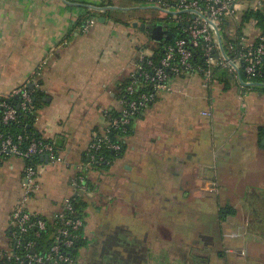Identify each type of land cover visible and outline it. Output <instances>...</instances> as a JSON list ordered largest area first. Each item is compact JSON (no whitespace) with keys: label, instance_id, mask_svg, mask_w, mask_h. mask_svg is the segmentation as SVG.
I'll list each match as a JSON object with an SVG mask.
<instances>
[{"label":"crops","instance_id":"1","mask_svg":"<svg viewBox=\"0 0 264 264\" xmlns=\"http://www.w3.org/2000/svg\"><path fill=\"white\" fill-rule=\"evenodd\" d=\"M101 2L0 0V101L29 81L39 85L49 102L34 128L64 159L41 158L28 209L55 218L83 171L86 225L73 264H116V255L119 264H179L176 254L189 253V242L209 256L204 264H264V88L245 89L222 75L211 89L197 74L173 79V90L160 92L135 118L122 154L107 165L93 163L91 143L109 113L122 110L123 83L159 45L140 26L109 17V8L127 10L118 0ZM86 7L99 12L89 29L80 23ZM26 166L18 155L0 156V250L13 247L11 212ZM203 205L215 206L220 241L181 226ZM110 235L121 240L107 248ZM173 238L182 247L170 245Z\"/></svg>","mask_w":264,"mask_h":264},{"label":"built area","instance_id":"2","mask_svg":"<svg viewBox=\"0 0 264 264\" xmlns=\"http://www.w3.org/2000/svg\"><path fill=\"white\" fill-rule=\"evenodd\" d=\"M152 8L162 9L169 14L177 29V39L166 44L164 56L159 65L153 61L154 55H142L137 70L126 87L129 96L121 95L123 105L121 115L109 119L104 133L91 143L89 157L93 163L105 160L101 154L104 149L116 152L122 150L119 141H113L110 133L128 126L137 113L154 103L160 92L172 91L173 79L193 76L202 77V86L211 89L219 80V70L225 71L239 81L245 89H252L256 77L262 75L264 64V0H146ZM254 10L259 16L242 21L246 12ZM104 11V9H103ZM97 18L88 17L85 29L93 27ZM180 32L181 36L178 35ZM198 58V59H197ZM197 60V61H196ZM47 60H44L46 63ZM147 66L150 69H147ZM245 75L247 80L243 81ZM149 85L153 91H140L138 88ZM140 91V92H139ZM138 92V93H137ZM21 95L25 108L31 102L26 86L17 89L12 95H3L0 107L3 121L9 123L17 119V110L7 99ZM210 111L202 115L211 116ZM125 130V129H124ZM29 138V144L22 146ZM18 155L26 161L34 157H46L50 163L64 161L56 145L41 137H27L23 133L14 135L0 131V156ZM27 161L26 182L22 196L11 212L10 237L13 247L0 250L2 264H73L76 242L83 238L86 219L76 209V197L88 191L87 175L80 171L73 179L75 194L64 200L61 211L55 218L60 226L53 234V241L45 251L37 252L40 238L48 229V221L30 211L27 203L39 187L38 164ZM29 235V237H27Z\"/></svg>","mask_w":264,"mask_h":264},{"label":"trees","instance_id":"3","mask_svg":"<svg viewBox=\"0 0 264 264\" xmlns=\"http://www.w3.org/2000/svg\"><path fill=\"white\" fill-rule=\"evenodd\" d=\"M133 1H137V0H133ZM139 1H141V0H139ZM143 1H146V0H143ZM108 5H112V0H102L101 6H108ZM86 10H87L86 13L88 14V16L97 18V16H98L97 13H99L98 11L90 9L89 7H86ZM105 11L108 12L109 17H111L114 22L125 23L127 25L130 24L128 21L130 16H126L125 12H120L123 10L115 11V10L109 8ZM121 14H123V15H121ZM108 15H105V17H107ZM88 16L87 15L83 16L80 20V23L83 24L84 21L88 18ZM254 16H256V17L259 16V12H256L254 10H250V11L246 12L245 15L243 16V19H242L243 23L248 21L250 18H252ZM142 21L147 22V20H145L143 18H142ZM166 22H172L173 26H174L173 29L174 30L177 29V25L175 26L176 23L174 21L166 20ZM178 35L181 36L180 32H178ZM171 42L172 41L165 40L164 42L159 43V45L157 46L155 53H154V57H153V61L155 62L156 65H159L160 59L164 56L165 45L169 44ZM145 67L147 69H150L147 66H145ZM218 73H219L220 77L222 75V77L225 80H230V75L227 74L225 71L219 70ZM131 79H132V77H130L125 83H123L120 96L121 95L129 96L126 93V87L130 83ZM242 80L243 81L247 80V77L245 75H243ZM255 82L256 83L253 86V89L264 88V64H263V68H262V75L256 77ZM24 86H26V88L30 92L31 102L24 108L22 106L24 99L21 95L16 94V95H13L12 97H10L9 99H7L8 103L11 104L13 107H15V109L17 110V119L14 121H11L9 123H4V121H3V109H2V107H0V131L10 132L14 135H17L19 133H23L27 137H30V138L35 137V138L40 139L42 137V135L37 130H35L34 122L36 120L38 110L41 109L46 104H48L49 97L47 96V94L44 91L41 90L39 85L34 83V81H29ZM138 89L140 91H145V92L153 91L152 87L149 85H145L142 88L139 87ZM140 112L135 115V117L132 119V122L128 126L124 127L121 130L113 129L111 131V133H110L111 139L113 141H119L122 144V150L119 152H116V151L111 150V149L102 150L101 154L104 156L105 160L103 162H101V165H107L108 161H111L115 157H119L122 154V152L124 150V146H125L123 140H124L125 136L130 133L132 123L135 120V118L140 115ZM109 115H110L109 119H113L115 117H119L121 115V112L112 111L109 113ZM28 144H29V138H26L25 140H23L22 146L26 147ZM27 161L30 162L31 160H27ZM40 161H41V156H37V157H34L31 162L38 164V163H40ZM97 164H99V163H97ZM83 198H84L83 195H80V194L77 195V197H76V209L78 210V213L81 216L85 217V212L83 209L85 206V202H84ZM41 217H43V216H41ZM43 218L48 221V229H47V232L42 237V239L40 238V245H39V247L36 248L37 252L45 251L47 249V247L53 241L52 236H53L54 232L60 226V222L57 218H53V219H48L46 217H43ZM9 234H10V232H9ZM27 237H29V235ZM12 242H13V240H12ZM83 242L84 241L82 238L76 242V245H75L76 250L74 251L75 256H76L78 248L80 247V245L83 244Z\"/></svg>","mask_w":264,"mask_h":264},{"label":"rangeland","instance_id":"4","mask_svg":"<svg viewBox=\"0 0 264 264\" xmlns=\"http://www.w3.org/2000/svg\"><path fill=\"white\" fill-rule=\"evenodd\" d=\"M120 4L126 7L127 10H123L120 12H125L126 16H130L132 19H130V24L132 27L134 26L133 23L138 21L139 23H142V18L147 20V24L149 26L154 25L155 23L161 22L163 23L166 20H169V14L164 12L162 9L158 8H152L147 1H133V0H118ZM145 23V22H144ZM170 23V27H174L172 22ZM148 32V31H146ZM215 206H201L200 211H196L193 213L187 212V222H182L181 226L186 229H195V228H202L208 232H212L216 237L218 241H220V230H221V222L220 218L218 217L217 213L214 211ZM179 218V217H178ZM178 227H180V224L176 223ZM195 231V230H194ZM192 231V233L194 232ZM169 244L172 246H180L182 247V243L180 239L173 238L169 240ZM194 244L192 242H189L187 244V248L189 250L192 249ZM193 251V250H191ZM176 255H183V254H176ZM188 257V253L186 254ZM189 258H183L180 256L181 259L179 261V264H187V262L191 261L192 264L194 262H198V259L196 257V254L193 253L189 255ZM178 257V256H177ZM190 263V264H191Z\"/></svg>","mask_w":264,"mask_h":264},{"label":"water","instance_id":"5","mask_svg":"<svg viewBox=\"0 0 264 264\" xmlns=\"http://www.w3.org/2000/svg\"><path fill=\"white\" fill-rule=\"evenodd\" d=\"M100 21H107L105 16L99 17ZM134 26H140L142 31H148L150 38L158 43H162L165 40L174 42L177 39V34L173 29L170 28L169 23H155L152 26H149L146 22L139 23L138 21L133 23ZM42 159L44 157H41ZM46 158V157H45Z\"/></svg>","mask_w":264,"mask_h":264},{"label":"flooded vegetation","instance_id":"6","mask_svg":"<svg viewBox=\"0 0 264 264\" xmlns=\"http://www.w3.org/2000/svg\"><path fill=\"white\" fill-rule=\"evenodd\" d=\"M166 21H164L163 23H165ZM158 23H161V22H158ZM166 23H169V22H166ZM170 24V23H169ZM171 28V27H170ZM173 28V27H172ZM171 28V29H172ZM121 240L120 238H118L116 235H110L105 241H104V246L105 247H111L112 245H116L117 244V240ZM205 239V238H204ZM196 242V240H194ZM205 243H208V240L205 239L204 240ZM124 247H127L125 244H124ZM106 248V249H107ZM193 249V251H191ZM192 249L190 250V252L188 253V257L186 256V254H183L182 257L184 258H189L191 254L195 253L196 254V257L198 259V262H194V264H204L207 260H208V257L206 255V253H202L200 252V250H202L201 248H194V246L192 247ZM116 254V253H115ZM113 262H115L116 264H119V259L117 258V255H116V258H114L112 260ZM189 263H191V261H189ZM192 264V263H191Z\"/></svg>","mask_w":264,"mask_h":264}]
</instances>
